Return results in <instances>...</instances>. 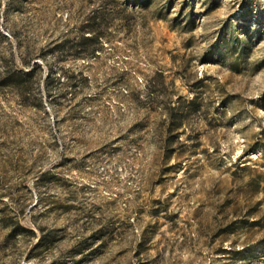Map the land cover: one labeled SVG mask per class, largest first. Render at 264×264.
I'll return each instance as SVG.
<instances>
[{
    "label": "rangeland",
    "instance_id": "rangeland-1",
    "mask_svg": "<svg viewBox=\"0 0 264 264\" xmlns=\"http://www.w3.org/2000/svg\"><path fill=\"white\" fill-rule=\"evenodd\" d=\"M0 264H264V0H0Z\"/></svg>",
    "mask_w": 264,
    "mask_h": 264
},
{
    "label": "trees",
    "instance_id": "trees-1",
    "mask_svg": "<svg viewBox=\"0 0 264 264\" xmlns=\"http://www.w3.org/2000/svg\"><path fill=\"white\" fill-rule=\"evenodd\" d=\"M10 78V77H9ZM8 79V78H7Z\"/></svg>",
    "mask_w": 264,
    "mask_h": 264
}]
</instances>
